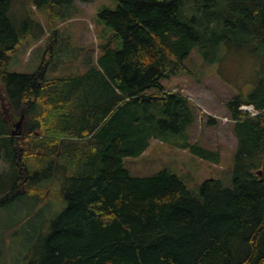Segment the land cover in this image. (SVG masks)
Returning a JSON list of instances; mask_svg holds the SVG:
<instances>
[{"label": "trees", "instance_id": "1", "mask_svg": "<svg viewBox=\"0 0 264 264\" xmlns=\"http://www.w3.org/2000/svg\"><path fill=\"white\" fill-rule=\"evenodd\" d=\"M76 1L0 0V209L20 199L39 206L56 183L66 202L26 264H264V0H113L98 22L115 46L103 32L84 73L50 77L45 59L32 74L10 72L20 40L42 31L25 7L17 27L15 2L43 8L53 27ZM47 32L51 55L58 30ZM193 50L218 65L233 50L252 66L247 91L226 103L231 184L208 179L197 193L167 169L136 177L123 165L151 141L220 164L218 150L191 142L195 104L161 84L188 72Z\"/></svg>", "mask_w": 264, "mask_h": 264}, {"label": "rangeland", "instance_id": "2", "mask_svg": "<svg viewBox=\"0 0 264 264\" xmlns=\"http://www.w3.org/2000/svg\"><path fill=\"white\" fill-rule=\"evenodd\" d=\"M24 7L31 8L32 11L27 14L29 17H36L42 25V31L32 27L35 35L28 34L20 40L9 65L12 73L32 74L45 59L48 67L53 66L47 71L50 77L82 74L95 61L98 45L105 41L102 38L103 32L115 46L113 32L98 22V12L101 9L116 8L113 0H78L70 7L64 19H56L53 27V24L48 25L47 13L43 8L30 7L29 2L22 5L15 2L13 14L17 27L25 25ZM49 27L58 30L55 37L58 46L53 47L51 55L47 51L51 39L47 32ZM26 28H29V24ZM77 47H83L84 50H73ZM54 48L55 51L58 49L59 55L53 53ZM236 53L233 50L226 51L228 58L224 64L218 65L205 64L197 50H193L184 62L188 72L161 82L166 90L179 92L195 104L197 120L190 129L191 142L218 150L221 155L220 164H212L186 151L151 141L149 149L141 157L124 158L123 165L132 176H151L167 169L176 174L194 193L208 179L221 180L226 186L231 184L232 154L236 138L231 131L232 124L228 119L230 114L226 103L240 90L247 91L246 82L251 79L252 74L249 60L237 57ZM209 118L214 119V122H209ZM18 121L12 124L15 125ZM21 126L22 123L19 126L20 132L14 127L10 130L17 131L19 136ZM5 168L6 164L0 160V172ZM46 187L47 194L43 204L39 206L33 200L20 199L9 207L0 209V228H9L5 229L6 233L0 229V264H26L30 248L48 235L51 223L66 209V202L59 193L60 185L56 183ZM27 217V222H20Z\"/></svg>", "mask_w": 264, "mask_h": 264}, {"label": "water", "instance_id": "3", "mask_svg": "<svg viewBox=\"0 0 264 264\" xmlns=\"http://www.w3.org/2000/svg\"><path fill=\"white\" fill-rule=\"evenodd\" d=\"M21 120H22V118L15 124V126L16 127H19L20 126V124H21ZM11 134H12V136H17V133L16 132H11ZM18 134H20V133H18Z\"/></svg>", "mask_w": 264, "mask_h": 264}, {"label": "built area", "instance_id": "4", "mask_svg": "<svg viewBox=\"0 0 264 264\" xmlns=\"http://www.w3.org/2000/svg\"><path fill=\"white\" fill-rule=\"evenodd\" d=\"M242 109H243V110H247L248 112H252V109L249 108V107H242ZM252 114H254V113L252 112Z\"/></svg>", "mask_w": 264, "mask_h": 264}, {"label": "flooded vegetation", "instance_id": "5", "mask_svg": "<svg viewBox=\"0 0 264 264\" xmlns=\"http://www.w3.org/2000/svg\"><path fill=\"white\" fill-rule=\"evenodd\" d=\"M11 127H14V128H16V129H17V131H18V132H20V130H19V129H20V127H16L14 124H12V125H11ZM11 127H10V128H11ZM10 131H11V132H13V130H10ZM17 131H16V133H17ZM14 132H15V131H14Z\"/></svg>", "mask_w": 264, "mask_h": 264}]
</instances>
